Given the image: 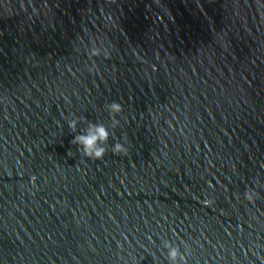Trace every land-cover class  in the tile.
Returning <instances> with one entry per match:
<instances>
[{"label":"water","instance_id":"obj_1","mask_svg":"<svg viewBox=\"0 0 264 264\" xmlns=\"http://www.w3.org/2000/svg\"><path fill=\"white\" fill-rule=\"evenodd\" d=\"M89 123L103 160L71 143ZM168 241L264 264V0H0V264H169Z\"/></svg>","mask_w":264,"mask_h":264},{"label":"clouds","instance_id":"obj_2","mask_svg":"<svg viewBox=\"0 0 264 264\" xmlns=\"http://www.w3.org/2000/svg\"><path fill=\"white\" fill-rule=\"evenodd\" d=\"M96 55L97 53L94 51L93 57H96ZM107 111L111 117L113 128L117 127L120 121L116 119V117L123 111L122 105L115 101L111 102L107 105ZM76 126L77 121L69 123V127L73 130L76 129ZM109 136V128L103 123H89L84 133L76 135L71 143L78 146V149L86 158L93 161H100L104 159L106 152L108 151L106 145H108ZM111 150L114 155L121 156H126L129 151L128 148L120 142L115 143ZM244 196L248 201L255 200L252 191L246 190ZM164 247L167 250L169 264H181V262L186 264V255L181 252L178 245H173L168 241Z\"/></svg>","mask_w":264,"mask_h":264}]
</instances>
